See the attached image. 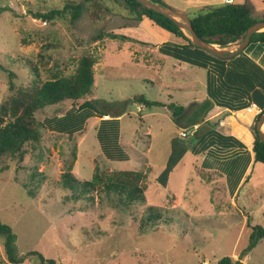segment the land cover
<instances>
[{"label":"rangeland","instance_id":"rangeland-1","mask_svg":"<svg viewBox=\"0 0 264 264\" xmlns=\"http://www.w3.org/2000/svg\"><path fill=\"white\" fill-rule=\"evenodd\" d=\"M234 1L245 4L254 14L264 12V0ZM165 2L190 14L204 6L222 4L215 0L211 5L193 2L187 8L185 0ZM66 3L81 6L74 21L67 17L44 23L32 15V12L62 9ZM126 9L123 0H0V63L17 75L13 80L16 85L30 82L28 64L37 63L43 74L41 78L48 79L56 63L64 65L61 68L64 74L75 73L80 56L91 52L98 61L94 92L87 98L98 100L97 107L109 113V118L112 113L123 112L121 132L125 139L132 132H142L133 139L134 145L140 144L137 149L143 153L141 158H136L139 152L123 142L129 150V161L113 162L103 158L96 136L97 118L89 119L82 132L75 135L80 152L77 144L65 136L41 128L40 142L26 144L22 158L17 155L1 158L0 221L11 226L16 235L17 257L23 260L20 264H40L39 257L30 252H37L56 264H218L225 256L243 257L244 264H264V239L251 245L252 226L264 222V209L258 203L260 196H264V180H260L258 170L252 177L253 182L245 186L248 190H241L238 208L230 206L228 201L221 205L211 203L210 191L202 188L206 183L201 180L203 173L199 167L177 169L166 189L153 181L170 151V136H178L179 131L173 120H162V128L154 129L153 141H149V137L143 135L146 129V124L142 125L143 115L148 117L160 109H147L126 101L139 94L147 99L166 101L171 94L177 102L188 105L186 98L191 93L187 90L175 93L170 87L164 90L167 86L160 69L165 57L157 51V45L172 36L146 19L139 22L124 18ZM101 32L119 36L96 39ZM46 44L54 46L46 50ZM42 53H45L44 58H41ZM194 69L202 76L197 96L203 101L207 93L206 71ZM8 86V73L0 70V104L10 94ZM73 104L68 100L47 106L37 117L43 121L56 114L58 119H69L62 123L67 124L75 115V110L70 109ZM165 112L161 110L162 115ZM49 126L58 125L53 120ZM82 137L83 142H80ZM192 139L178 138L182 144ZM75 148L76 157L80 155L73 171L81 181L91 180L97 166L104 173L129 169L145 171L140 160H145L150 151L156 161L152 162L153 171L149 176L153 183L149 186L146 183V201L135 204L129 211L118 204L114 195L100 191L93 193V201L71 199L70 192L63 186L62 174L70 166ZM240 163L244 160L237 162L236 169ZM33 174L37 176L31 180ZM26 182L37 186L41 182L40 187H35L36 196L29 194L24 186ZM172 193L178 198L175 205ZM149 206L154 213L160 212L161 218L142 233L141 221L149 213ZM0 264H14L7 259L2 238Z\"/></svg>","mask_w":264,"mask_h":264},{"label":"trees","instance_id":"trees-1","mask_svg":"<svg viewBox=\"0 0 264 264\" xmlns=\"http://www.w3.org/2000/svg\"><path fill=\"white\" fill-rule=\"evenodd\" d=\"M123 1L127 5L124 18L139 22L146 19L168 32L177 41L176 43H163L159 48L161 54L207 70V99L202 102L195 101L185 106L175 102L165 103L160 100L147 99L143 94H139L128 99L126 103L143 105L149 109L166 107L173 122L180 129H190L196 124L201 126L214 106L241 110L254 103L261 109V113L259 115L254 114L252 124L255 137L253 152L255 162L260 163L264 169V143L259 139L256 129V122L264 114V69L245 52L228 59L216 57L194 46L186 33L169 18L144 7L136 0ZM152 1L167 5L165 0ZM80 10L79 4L66 3L62 9H51L43 13L32 12V15L44 23H54L67 17H70V21H74L79 16ZM186 13L189 15L193 28L199 37L221 47L243 40L247 29L252 24L257 21H264V12L254 14L245 4H238L234 0L219 5L204 6L193 14ZM118 36L113 32H101L96 39H116ZM253 43H264V31L253 34L250 44ZM52 46L54 45L46 44L44 49L49 50ZM42 54L41 58H44L45 53ZM31 61L28 60L32 63ZM97 61L98 59L93 53L84 52L78 60L75 73L64 74L61 71L64 65L56 63L54 72L48 79L41 78L43 74L40 72L37 63H33V65L27 63L30 66L32 78L29 83L21 85H16L13 81L17 75L0 63V70L8 73L10 91L7 98L0 104V160L3 157L14 155L22 158L21 152L26 144L36 145L40 142L42 138L40 129L47 127V124L45 119L39 120L37 113L45 110L47 106L68 100L75 103L72 108V111L75 110V115L71 121L73 124L79 123V125L73 130L61 131L68 134L70 141L73 140L74 134L82 129L87 118L103 117L109 114L97 107L98 100L87 98L94 92ZM81 100L80 104H76ZM122 113L117 112L115 116H120ZM54 118L57 125L66 120L62 117L58 119L57 116ZM118 134V119L116 118L103 120L97 133L104 154L112 160L123 157L121 147L117 143ZM223 139L234 140L232 137H223ZM220 143L217 144L225 147L233 145L244 147L243 143ZM186 151L187 148L182 147L178 152L182 156ZM72 156L70 166L62 174L63 186L70 192L71 199L76 201L84 198L93 201V193L100 191L107 195H114L118 204L129 211L135 204L146 201L147 174L143 171L115 170L104 173L97 166L91 180L81 181L75 177L72 171L76 149L72 152ZM179 158L173 150L169 163L160 176V183L163 186L166 185V180ZM1 171L3 168H0ZM35 176L37 174H33L31 180ZM24 186L29 189L30 195L36 196L35 187H40L41 182L38 183V186L26 182ZM64 199L67 200L68 197L66 196ZM148 210L149 213L141 221L142 233L149 226L157 224V220L161 218L160 212L154 213L152 206H149ZM0 238L4 240V249L8 261L14 264L22 263V258L17 257L16 253V235L12 227L2 221H0ZM261 239H264V226H252L251 245L254 246ZM30 254L37 255L40 264H56L55 261L46 260L37 252H30ZM242 259L243 257L240 256L237 259L233 256H225L218 261V264H244Z\"/></svg>","mask_w":264,"mask_h":264},{"label":"crops","instance_id":"crops-1","mask_svg":"<svg viewBox=\"0 0 264 264\" xmlns=\"http://www.w3.org/2000/svg\"><path fill=\"white\" fill-rule=\"evenodd\" d=\"M212 1L213 0H185L187 8H189L191 3L193 2L195 3L199 2V4L201 5L202 4L211 5ZM215 1L217 3L226 2V0H215ZM179 2H182V0H179ZM166 42L176 43L177 41L173 37H167V40H164L161 43H159V45H157L158 52H159L160 46ZM244 52L255 63H257L259 66H261L264 69V43L249 44L247 48L244 50ZM163 57H165L163 58L164 66L160 69V72H161V77L162 79H164L165 85L167 86V89L164 88V90H169L171 88L175 91V93H180V94L183 91L187 90L189 93H191V95L186 98V99H189V104L195 101L202 102V100L199 99L197 96V91H198L197 86L199 83V78L202 76L199 74V71H196V69H194L196 68V66H192L186 62H181L170 56L163 55ZM170 58H172L173 60H170ZM201 69L206 71V90H207V70L203 68ZM205 97H206L205 99H207V93ZM163 102L165 103L175 102L177 104H181L177 102V100H175L171 94H169L167 96V100ZM188 105H185V106H188ZM72 106H74V104ZM143 107L140 110H142ZM72 108L70 109L72 110ZM153 108H158L160 109V111H154L148 117L143 115V121H142V125L146 124V129L144 130L143 135L145 137H149V141H153L154 129H156L157 127H159L160 129L162 128V124H163L162 120L164 121L168 120V122L172 120V117L166 110V107H153ZM161 110H165L166 112L162 115ZM54 115L56 116V114ZM110 115H111V118L109 119H105L104 116L87 118L85 120V123L82 126V129L74 134L73 140L71 142L75 143V145L77 144L78 150L80 152L81 147L79 146L78 143H76L75 135L79 132H82V130L84 129V125L88 122L89 119L97 118V124H98L96 128V136H97L98 129L101 123L103 122V120H111V119L116 118L118 119V129H119L117 143L121 147V150L123 152V157L118 156L119 157V159L117 158L118 160H112L104 154V151L101 147L103 158L106 161L110 160L113 162L114 161L115 162L129 161L130 155L128 153L129 150L127 149V146L133 147L135 150H137L139 152L137 153V156L140 155V157L136 156V158H141L143 156V153L141 152L140 149H137V147H139L140 144L138 142L137 145H134L133 139L135 137H138V135H142V132L139 133L138 130L135 132H132L130 137L128 139L127 138L125 139L124 135L121 132V118L122 116H124V114L122 113L120 116H115L117 115V112H116V114L112 113ZM54 117L51 119L45 118V123L47 124L46 125L47 127H43V129H46L48 132H51L54 134L65 136L69 140L68 134L65 132H61V131H68L69 129L73 130L75 129L76 126L79 125V123L73 124V122L71 121L67 124H58V126H54L52 128V126H49V125H51L52 121L55 120ZM156 118H159V119H156ZM253 122H254V113L247 111V107L241 110H230L228 108L214 106L211 109V111L208 113L206 119L202 122L201 126L199 125L197 129L198 131H196L193 134L191 133L187 134V137H185V139L189 137H193V139L187 144H182L178 140V138L180 139L183 138L180 135L182 131L188 132L190 129H180L174 123L176 131H179L178 133L179 137L170 136L169 138L170 151L165 157V163L162 166L161 172L163 173V171L167 167L169 163V159L173 153V150H175L177 156L180 157L179 161L174 166L173 170L170 172L166 180L165 186H163L160 183V176L162 174L161 172L156 178H154L153 181L158 182L159 185L162 186L161 188L166 189L171 177L173 176L174 172L177 169L184 171L186 170L185 168L188 169L190 167V169H194V168L199 167L201 173H203L201 174L202 176L201 180L204 183H206L205 185L202 186V188L207 187L208 191H210L211 203H215L216 205H221L225 203L226 201H228L230 206L234 208H238L237 201L240 196L239 194L242 189L243 191L248 190V187H245V186L250 185L253 182L252 177L257 170L259 172L260 180L261 181L264 180L263 166L260 163L255 162V155L253 152V144L255 140L253 127H252ZM223 137H232L234 140L223 139ZM83 139L84 137L80 138V142H83ZM97 140L99 142L98 136H97ZM123 142L124 144H127V146L126 145L124 146ZM220 142L243 143L244 147H238L235 145L231 147H225V146L217 144ZM182 147H186L187 151L181 156L180 152L178 151ZM150 154L151 152L149 151L146 155L145 160L144 159L140 160V163H141L140 166L143 169H145V171L144 170L142 171L147 174L146 182L148 183V186L153 183V181L152 182L149 181V176H150V173H152L153 171L152 162L156 161V160H153V157ZM79 155L78 157H75L72 171L78 164ZM240 160H244V163H240L239 168L236 169L237 162ZM232 162H235L234 169L232 168L233 166ZM129 170H136V169H129ZM148 186L146 190H148ZM154 190L158 192L159 189H154ZM173 194L174 196L172 198V201L174 203L173 205H175L176 203H178V198L176 197L175 193H172V195ZM258 203H259V207L262 208L263 210L264 209V196H260V198L258 199ZM263 215H264V210H263ZM256 225H260V224H256ZM263 225H264V222H263Z\"/></svg>","mask_w":264,"mask_h":264},{"label":"water","instance_id":"water-1","mask_svg":"<svg viewBox=\"0 0 264 264\" xmlns=\"http://www.w3.org/2000/svg\"><path fill=\"white\" fill-rule=\"evenodd\" d=\"M144 7L151 9L173 21L191 39L194 46L203 49L219 58H233L239 55L250 44L253 34L264 31V21H257L246 31L243 40L231 43L225 47L209 43L203 40L195 32L189 15L183 11L176 10L168 5H162L152 0H136ZM256 129L259 139L264 143V114L256 122Z\"/></svg>","mask_w":264,"mask_h":264},{"label":"built area","instance_id":"built-area-1","mask_svg":"<svg viewBox=\"0 0 264 264\" xmlns=\"http://www.w3.org/2000/svg\"><path fill=\"white\" fill-rule=\"evenodd\" d=\"M226 1L227 2H232L233 0H226ZM247 111L253 112L256 115H259L261 113V109L256 104H254V103H251L247 107ZM104 118L105 119H109V116L105 115ZM198 127H199V124H196L192 128H190V130L188 132L187 131H182L180 133L181 137L185 138V137H187V134L188 133H191V134L195 133L197 131Z\"/></svg>","mask_w":264,"mask_h":264}]
</instances>
